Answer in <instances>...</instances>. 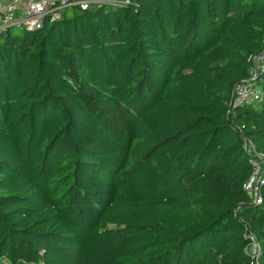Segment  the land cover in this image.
Wrapping results in <instances>:
<instances>
[{"label":"trees","instance_id":"16d2710c","mask_svg":"<svg viewBox=\"0 0 264 264\" xmlns=\"http://www.w3.org/2000/svg\"><path fill=\"white\" fill-rule=\"evenodd\" d=\"M263 41L264 0L0 34V264H264V97L231 107Z\"/></svg>","mask_w":264,"mask_h":264},{"label":"built area","instance_id":"2783aa9c","mask_svg":"<svg viewBox=\"0 0 264 264\" xmlns=\"http://www.w3.org/2000/svg\"><path fill=\"white\" fill-rule=\"evenodd\" d=\"M134 0H0V34H5L14 28H23L27 32L40 29L44 20L52 23L61 19L62 13L68 8H77L81 11L100 9L103 7L125 9ZM251 68L248 79L238 84L233 92L232 108L256 106L264 97L263 91L258 87L257 80L264 74V41L263 50L259 55L250 58ZM250 156L255 152L251 147L245 146ZM257 161L251 160L254 173L245 186L250 195L258 199V190L264 186V159L260 156ZM255 167L258 168L255 171ZM258 201V200H257Z\"/></svg>","mask_w":264,"mask_h":264},{"label":"rangeland","instance_id":"374dc122","mask_svg":"<svg viewBox=\"0 0 264 264\" xmlns=\"http://www.w3.org/2000/svg\"><path fill=\"white\" fill-rule=\"evenodd\" d=\"M255 169H256L255 171H257V170H258V168H257V167H255ZM253 196H254V195H253Z\"/></svg>","mask_w":264,"mask_h":264}]
</instances>
